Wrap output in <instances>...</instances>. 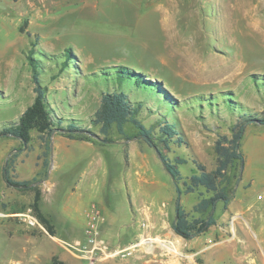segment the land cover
Segmentation results:
<instances>
[{"label":"rangeland","instance_id":"374dc122","mask_svg":"<svg viewBox=\"0 0 264 264\" xmlns=\"http://www.w3.org/2000/svg\"><path fill=\"white\" fill-rule=\"evenodd\" d=\"M32 63L46 88L53 125L60 119L62 126L77 122L89 130L86 136L107 138V143L93 142L94 147L84 149L75 143L66 155L55 156L59 132L53 140L45 130H33L27 145L0 136L2 195L7 194L3 169H11L19 156H29L19 172L26 176L38 154L41 173L36 181L48 174L50 165L62 163L67 171L64 185L43 209L72 231L63 234L59 229L56 237L62 241L55 245L42 226L30 227L18 217L30 211L36 218L30 207L33 199L29 204L2 200L0 264L87 263L64 243L84 239L86 217L94 206L101 213L99 239L110 247H126L147 237L135 238L146 230L143 213L158 227L164 219L167 223L166 230L150 235L153 245H141L124 259L95 264H264V126H244L241 178L239 165L228 171L231 214L218 202L213 211L216 224L184 240L173 227L182 182L173 181L131 124L124 128L127 140L115 127L104 135L90 123L101 93L113 87L95 83L102 74L126 65L144 70L146 78L162 80L174 98L194 108L175 112L185 144L170 143L169 149L157 141L156 115L147 111L137 117L145 127L153 125L158 150L169 160H187L178 167L183 180L195 172L193 159L213 170L217 135H230L236 121L223 111L218 118L207 107L201 112L193 99L229 91L253 112L261 111L262 100L250 82L264 81V0H0V130L16 122L34 100ZM83 172H89L85 178ZM29 189L34 192L37 185ZM199 192L211 195L203 189L180 193V205L190 217L206 219L210 211H193ZM46 218L52 226L53 218Z\"/></svg>","mask_w":264,"mask_h":264},{"label":"trees","instance_id":"16d2710c","mask_svg":"<svg viewBox=\"0 0 264 264\" xmlns=\"http://www.w3.org/2000/svg\"><path fill=\"white\" fill-rule=\"evenodd\" d=\"M32 81L34 83L35 97L31 105H29L17 118V121L0 130V136L13 137L20 140L21 143L27 145L31 141V131L43 129L49 137L53 131L63 133L67 138L87 140L100 144L86 136L89 130L78 125L77 122H69L66 126H62V119L57 125H53L49 106L46 102V88L41 82L36 71L35 63H32ZM144 70L135 69L134 67L117 66L115 72L111 75L102 74L99 82L105 86L112 84V88L106 86V90L101 93L99 108L93 114L91 125L98 127L99 132L107 135L112 127L116 128L119 135L125 136V126L131 124L137 129L138 135H145L144 140L148 146L155 147L154 128L158 127L157 141L166 149L169 144L173 143L178 146L184 145L183 138L180 136L177 121L173 119L175 112L182 107L186 109H194L190 104H186L185 100H177L174 98L167 87L164 86L162 80H151L146 78ZM251 78V76H250ZM251 90L258 93L262 100V108L260 112H253L247 106L242 105L240 100L235 98L229 91L219 93L217 96H209L202 99L201 96L194 97L197 103V109L202 112L207 107L215 117L219 111L226 113L236 123L232 126L230 135L219 134L214 143V153L216 155V164L213 170L208 171L204 165L195 159L191 160L195 166L193 172L186 180H183L182 174L178 167L186 163V159L175 157L169 160L166 156L159 152L161 162L164 169L170 173L175 182H182L184 189L180 193L191 194L199 189H203L204 193L211 194L209 197H203V193L199 192L200 199L193 206L195 213H206L215 209L218 202H222L224 210H226L229 199L226 191L229 185L228 171L239 165L242 167L243 158L240 155L239 147L245 125L254 124L264 126V81L253 80ZM193 103V102H192ZM151 113L156 115L155 124L152 127H145L137 118L143 113ZM107 141V138H104ZM44 165L45 160H44ZM8 166L3 169V179L8 186L29 189L36 179L25 181H13L9 176ZM41 193L35 189L33 201L30 207L36 215L39 224L46 232L54 236L53 228L40 209ZM176 210V207H175ZM216 224V220L212 215H208L206 219L192 218L190 214L179 205L178 217L173 223L176 233L184 240H190L209 230Z\"/></svg>","mask_w":264,"mask_h":264},{"label":"crops","instance_id":"0c3cea01","mask_svg":"<svg viewBox=\"0 0 264 264\" xmlns=\"http://www.w3.org/2000/svg\"><path fill=\"white\" fill-rule=\"evenodd\" d=\"M82 6H85V5H81V7ZM58 134L60 136L57 138L58 143L56 144V149L54 150L55 156L66 155V151H67L66 149L71 144L78 143L80 146H83V147H81L82 149H84V147H94V145H95L93 142H90V141L71 139V138H67L65 135H62L61 133H58ZM55 135L53 136V140L56 139ZM52 154H53V150H52ZM37 156H38V154H35L33 156L34 157L33 158L34 159L33 169L31 170L30 174L26 175V176L20 175L19 172H20V168H22L24 166V164H25L26 160L29 158V156H27V157L26 156H23V157L19 156L18 162L13 167H11V169H9L10 178L13 181H25V180L37 179V177L41 173V166L38 164L39 160H37ZM65 170L66 169L63 168L62 163H58V164L54 163V164H52L48 174L42 180H38V181H36L37 182L36 184H32V186H30V187H33L34 185H37V189L41 193L40 209L45 216L47 215V216H50L51 218H53L52 227H53V231H54V236H52V237L50 236V237L55 240L53 242L55 245H57L58 242L62 241L56 237V234L59 232V229H60V232L63 234H71L72 231L67 226H61L59 224V222H57L54 215H52L51 213L45 212L43 209V204L45 201H47V199L49 200L51 197H54L55 195L58 196L57 192H58L59 188H61L62 185H64V183L61 180L65 179V177H63L64 175H66V172H67ZM88 173L83 172V174H82L83 178H85ZM81 180H82V176H80V178L78 180V184H80ZM3 184H4L5 191L7 194L4 197L2 195V193L0 192V202H2V200L6 199L7 202H9V201L15 202V204L18 202L29 204L32 201L33 195H34V192L32 191V189H22L19 187L8 186L5 182ZM75 184H77V182H75ZM75 186H77V185H75ZM21 192H26V194L25 195L17 194V193H21ZM230 207H231V203L229 202L228 210H227V213H229V214H231ZM141 216H142V221L147 222L148 225L144 223L143 227H145L146 230H144L141 233H138L135 236L136 240H138L144 236L150 237L151 234L157 235L159 233V231L166 230L167 223H166L165 219L162 220V222H161L162 226L158 227L157 223L151 222L150 214L143 213V214H141ZM11 226L12 225H10V227ZM108 261H111V260H106V262H108ZM132 263L136 264L137 262H122L119 264H132ZM109 264H114V263H109ZM143 264H146V262H144Z\"/></svg>","mask_w":264,"mask_h":264},{"label":"built area","instance_id":"2783aa9c","mask_svg":"<svg viewBox=\"0 0 264 264\" xmlns=\"http://www.w3.org/2000/svg\"><path fill=\"white\" fill-rule=\"evenodd\" d=\"M18 217L30 227H41L37 219L30 214V211L19 214ZM100 221L101 213L98 208L94 206L86 217L84 239L81 241H74L73 243H64L67 248L77 252L81 258L87 262L85 264H95L98 261L101 262L108 259H124L131 256L136 248L141 245L151 246L155 242V239L144 237L140 243L128 245L126 247H110L99 239Z\"/></svg>","mask_w":264,"mask_h":264},{"label":"water","instance_id":"95a60500","mask_svg":"<svg viewBox=\"0 0 264 264\" xmlns=\"http://www.w3.org/2000/svg\"><path fill=\"white\" fill-rule=\"evenodd\" d=\"M56 132H58V131H53V132L51 133V135L53 136ZM86 134H87V133H86ZM92 137H93L94 139H96L97 141H99V142L107 143L106 141H103L102 139H100V138L97 137V136H93V135H92ZM138 138H142V139H144V140L147 139L145 135H140V136H138ZM51 148H52V145H51ZM152 149L156 152V154H157L159 160L161 161L158 150H157L155 147H152ZM50 167H51V165H50ZM241 172H242V167H240V174H239V178H238V179L241 178ZM167 173L170 175V173H169L168 171H167ZM170 176H171V175H170ZM171 178L173 179V181H175L174 178H173L172 176H171ZM177 193H178V200H177V202H176L175 220H176L177 217H178V208H179V205H180V192L178 191ZM228 199H230V198L228 197ZM213 211H214V208H213V210L211 211L210 215L213 214ZM174 230H176V229L174 228Z\"/></svg>","mask_w":264,"mask_h":264},{"label":"bare ground","instance_id":"6f19581e","mask_svg":"<svg viewBox=\"0 0 264 264\" xmlns=\"http://www.w3.org/2000/svg\"><path fill=\"white\" fill-rule=\"evenodd\" d=\"M168 250H171V249H168Z\"/></svg>","mask_w":264,"mask_h":264}]
</instances>
